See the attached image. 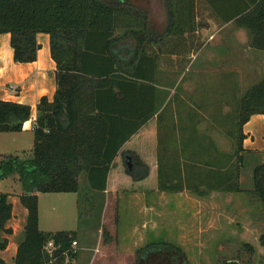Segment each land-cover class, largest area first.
Returning a JSON list of instances; mask_svg holds the SVG:
<instances>
[{
    "label": "trees",
    "instance_id": "trees-1",
    "mask_svg": "<svg viewBox=\"0 0 264 264\" xmlns=\"http://www.w3.org/2000/svg\"><path fill=\"white\" fill-rule=\"evenodd\" d=\"M136 1L0 0V33L11 34L15 61H35L40 48L37 34L45 32L50 35L51 54L57 63L55 96L53 100L43 96L38 103L32 153L0 156V177L18 175L23 187L20 200L28 209L16 264H47L45 245L51 239L61 249L70 247L76 231L40 230L38 193L77 192L83 171L91 188L107 189L118 151L156 111L158 71L186 70L191 54L206 42L203 29L215 31L234 19L251 31L250 45L264 49V0H165L167 22L159 31L148 8ZM132 41L134 50L126 47L118 52L120 44ZM102 104L138 106V112L144 114L127 131L110 122L118 109L106 111ZM31 113L27 104L0 99V132L21 131ZM103 113L106 123L100 120ZM257 113L264 114V79L240 100L237 153L243 149V126ZM131 155L135 167H128L127 172L136 180L144 178L147 165ZM243 158L237 157L239 172ZM253 177L254 188L246 192L264 207V163L254 167ZM230 189L240 190L238 182H231ZM9 196L0 192V235L13 232L6 227L13 216ZM261 243L264 245V235ZM7 244L8 238L0 240V249ZM245 244L255 251L252 244ZM0 264H5L1 257ZM136 264L193 263L181 245L159 239L137 251ZM222 264L248 263L236 257Z\"/></svg>",
    "mask_w": 264,
    "mask_h": 264
},
{
    "label": "crops",
    "instance_id": "crops-1",
    "mask_svg": "<svg viewBox=\"0 0 264 264\" xmlns=\"http://www.w3.org/2000/svg\"><path fill=\"white\" fill-rule=\"evenodd\" d=\"M137 2H139V0H137L136 3ZM144 2L151 12L153 25L156 26V24H160L159 30H161L166 26L167 22L165 0H144ZM157 12L160 15H156ZM212 21L215 25L219 24L217 20ZM211 30L212 28L203 29V34L207 35L206 42L199 50L191 54V61L186 70L179 72L176 71V69L164 68L158 71L156 82L154 83L158 88L156 111L148 121H146L143 126L133 133L122 145L111 165L112 167L109 174L114 171L115 173L120 172L122 160L124 161V154L127 158L130 156L132 157L131 154L141 155L142 158L145 159L143 163H146L150 167V173L155 171V169L159 173L161 184L158 186L162 191H181V196H186L188 191H194V194L198 197H206L207 195L212 197L220 195L227 197L229 199L226 203L231 206L233 203L234 210L236 208L234 206L238 205L240 207V205H243V211L240 213H244V215L240 217V214L238 215L232 210L233 215L228 211L225 213L226 217L229 218L232 216L234 220L239 222L242 221V218L244 221L248 218V222L250 219H255L249 217L250 214L248 212L251 211V207L247 201H243L246 197V193L241 190V186H239L240 190L237 191L231 190L230 186L231 182L237 181L240 185L245 181V176L241 174L243 170L242 166H240V172L236 170V156H238V154L249 153L255 156V164L259 165L264 163V138L256 140L254 134V128L256 127L255 122L264 124V114H254L251 116L250 120L245 123L243 126V132L245 134L243 149L240 153H237L238 145L236 136L238 137V133L236 131H230L231 134H229V139L231 143H235L236 148L232 149L219 144V137L223 136L226 138V136L219 133L217 129L219 128L222 132V124H228V120L225 119L226 116L223 118L221 117L226 115L223 112V110L226 109H220L222 103L218 102L216 104L217 101L215 102V99L212 98V100H208L207 104L203 100H199L195 97L194 93L199 89V84L201 82L200 78L203 76H211L220 78L221 80L226 79L224 76H229V79L235 81L237 77L239 78L241 87L238 89L242 92L241 94L243 97L253 85L264 79V49L252 47L250 45L252 39L251 31L248 28L239 26L234 19L218 25V29L215 31ZM37 40L40 44L37 59L33 62L19 63L14 59L11 34L0 33V99L27 104L31 106L32 109L31 117L24 122L21 131L0 132V150H3V139L6 138V134L11 135L7 137H10L9 139H11V142L15 144L14 146L16 147L13 148H19V135L24 134L27 135V138H29L30 135L32 136V141H29L28 144V147H31V152H24V154H31L34 146L33 127L38 114V103L43 96H47L50 100H53L55 96L57 90V63L51 54L50 35L45 32H39L37 34ZM120 46L118 52H122L126 47H130L134 50L135 42L132 41L122 45L120 44ZM168 58H171V56ZM174 76H177L180 81H186V86L184 87L185 91L183 90V93H180V95H177V91H175L176 85L171 81V78ZM235 86L236 85L231 84V92L235 91ZM224 89L230 90V84L224 86ZM227 92L228 91L220 89L219 94L224 95ZM197 104H202L209 108L206 114L209 116L207 120L210 121L212 133L208 135L201 134V131H203V122L200 121L199 118L202 115L199 118L196 116V109L201 107V105ZM102 106L106 111L118 109V113L113 115L111 117L112 119L110 118V122L119 124L121 128H126L127 131L128 126L139 123L141 114H144V112H138V106L136 108L124 105L120 106L119 104H102ZM149 106L150 104H148V107ZM134 109L136 110L135 112H133ZM146 111H148V108ZM237 115L238 112H236L235 116L236 124ZM105 119L106 116L103 113L100 116V120L102 123H106ZM159 128H162L161 145L159 150H157L156 147L155 151L152 152L153 149H149V143L154 140V137L157 139ZM200 137L207 140L208 143L203 144L199 139ZM146 144L148 146L147 148L144 146ZM11 153L12 152H1L0 155ZM153 153H155V156ZM153 157H155L157 161L156 165L151 163L152 160L154 161ZM82 175L89 190L97 192L95 189L91 188L85 171L82 172L80 177H82ZM122 180L121 177L115 175L113 179L116 184V190L114 191L115 195H119L118 192H120L119 188L122 184ZM138 182L145 183L146 180ZM247 183L251 184L249 190H252L254 184L252 185L249 177ZM110 185L111 184L107 185V189L98 191L106 193L107 195L108 191L111 189ZM135 189L137 190L136 192L130 193L131 198L138 199L139 202L147 201V196L144 197V194H151L149 191L150 188L143 186ZM152 189H154V186ZM235 193L238 195L236 196ZM247 194L249 193L247 192ZM118 198L120 200V197L116 196V199ZM9 201L13 204V216L7 222L6 227H13L12 230H14L10 234H5L6 236L8 235L9 241L6 248L0 249V257L5 261V264H16L15 256L20 242L14 238L17 235V227L20 224L24 226L25 230L28 209L22 204L20 197L13 199L10 195ZM204 201L205 200L202 198H196L197 204L204 205ZM181 203L185 204L186 202H184L183 199ZM212 204H216V202H212ZM260 212L257 218L262 221L264 214L262 211ZM248 223L245 229L246 231L248 230L247 235L250 233L249 230H252V228H249L252 222ZM51 231L62 230L56 229ZM4 233L5 232L1 233V238H6V236L2 237ZM82 259L81 255L79 257L77 256L74 264H80Z\"/></svg>",
    "mask_w": 264,
    "mask_h": 264
},
{
    "label": "rangeland",
    "instance_id": "rangeland-1",
    "mask_svg": "<svg viewBox=\"0 0 264 264\" xmlns=\"http://www.w3.org/2000/svg\"><path fill=\"white\" fill-rule=\"evenodd\" d=\"M139 3L144 7L147 5L144 0H139ZM156 15L160 14L157 12ZM160 26V24H156L155 27L159 30ZM224 78L226 79L221 80L211 76L201 77L199 89L194 93V96L207 104L208 100H212V98L215 99V102L217 101L216 104L218 102L222 103L220 109L225 108L226 110H223V112L226 115L221 117L226 116L225 119L228 120L229 126L227 123L222 124V132L219 128L217 129L219 133L226 136V138L219 137V144L233 149L236 146L234 142L231 143L229 134L232 131L238 133L235 116L240 108L242 92L238 89L241 87L238 77L236 81L229 79V76H224ZM171 81L176 85L177 95L183 93L186 81H180L177 76L172 77ZM229 84L230 90L224 89V86ZM231 84L236 85L235 91L231 92ZM220 89L228 92L220 95ZM197 102L201 103L200 101ZM197 105H201L197 108L198 110L196 109V116L199 118L202 115L199 118L203 122L201 134L208 135L212 133L210 121L207 120L209 116L206 114L209 108L202 104ZM255 126V139H263L264 124L255 122ZM7 136L11 135H5L3 150H0V153L12 152L22 155L24 152H31V147H28L29 141H32L31 135L29 138L24 134L19 135V148H13L16 146ZM161 138L162 128H159L157 139L154 137V140L149 143V149H153L152 152L155 151L156 147L159 150ZM199 139L203 144L208 143L202 137ZM236 139L238 145L237 136ZM144 146L145 148L148 147L147 144ZM153 154L155 156V153ZM134 155L140 161L145 162L141 155ZM240 155L244 156L241 164L243 169L241 174L245 176V181L239 186L246 193L243 201H247L251 207V211L248 212L249 217L255 219L248 221L252 223L255 221L253 224L250 223L251 227L249 228H252V230H249L251 233L249 235H247L248 230H245L249 224L247 222L248 218H246V222L243 218L239 222L234 220L232 216L228 218L225 215L228 211L233 215V210L234 213L240 214V217H242L244 213L240 212L243 211V205L239 204L240 207L238 205L234 206L236 207L234 210L233 203L232 206L226 203L229 198L221 195L198 197L194 194V191H188L186 196H181V191H162L158 186L161 184L159 173L156 169L150 173V167L146 163L148 174L144 178L136 180L127 172L129 157L127 158L125 154L123 155L124 161L122 160L120 172L115 173L114 171L108 176V184H111V189L107 195L98 190H96L97 192L89 190L83 175L80 177V189L77 192L38 193L39 228L43 231L56 229L76 231L77 256L81 255L83 258L80 264H136L137 251L150 242L159 239L181 245L193 264H222L224 260L236 257H240L248 264H264V253H261L264 252V245L261 243V236L264 235V217H262V221L257 218L260 211L264 214V207L257 197H253L246 192L251 187V184L247 183L248 177L252 185L254 184L253 170L257 165L255 164L256 159L255 156L249 153H240ZM238 156H236V163H239L237 162ZM133 158L132 155V168L135 167ZM153 159L155 162L152 160L151 163L156 165L155 157ZM115 175L123 179L119 188V195H115L114 192L116 190V184L113 181ZM143 180H146V182H138H143ZM143 186L150 188L151 194L145 195L142 193L144 197L147 196V201L139 202L138 199L131 198L130 193L136 192L135 188ZM153 186L154 189H152ZM6 191L13 199L19 198L23 193V187L17 174L14 173L5 178L0 177V192ZM116 196H119L120 200L119 198L116 199ZM196 198L205 200L204 205L197 204ZM183 199L186 202L185 204L181 203ZM212 202H216V204H212ZM5 234L2 237H5ZM24 237V226L20 224L17 227V235L14 239L21 242ZM6 238H8V235ZM245 242L252 244L255 251L246 246Z\"/></svg>",
    "mask_w": 264,
    "mask_h": 264
},
{
    "label": "built area",
    "instance_id": "built-area-1",
    "mask_svg": "<svg viewBox=\"0 0 264 264\" xmlns=\"http://www.w3.org/2000/svg\"><path fill=\"white\" fill-rule=\"evenodd\" d=\"M78 241L73 240L70 247L62 248L60 243L55 240H49L45 245V251L49 257L47 264H72L75 261V253L78 254ZM64 256L62 260L61 257ZM61 261V262H60Z\"/></svg>",
    "mask_w": 264,
    "mask_h": 264
},
{
    "label": "water",
    "instance_id": "water-1",
    "mask_svg": "<svg viewBox=\"0 0 264 264\" xmlns=\"http://www.w3.org/2000/svg\"><path fill=\"white\" fill-rule=\"evenodd\" d=\"M129 168L131 169L132 168V165H131V157H129Z\"/></svg>",
    "mask_w": 264,
    "mask_h": 264
}]
</instances>
